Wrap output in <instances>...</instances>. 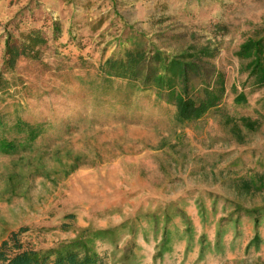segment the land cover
<instances>
[{"label": "rangeland", "instance_id": "1", "mask_svg": "<svg viewBox=\"0 0 264 264\" xmlns=\"http://www.w3.org/2000/svg\"><path fill=\"white\" fill-rule=\"evenodd\" d=\"M31 28L46 48L6 70L7 37ZM263 29L264 0H0V139L19 145L0 153V244L26 229L27 248L78 243L108 264H264V190L244 189L264 174V89L236 56ZM133 44L217 50L203 66L224 78L221 112L179 124L151 91L100 89V65ZM228 117L259 127L239 142ZM20 120L42 128L28 151Z\"/></svg>", "mask_w": 264, "mask_h": 264}, {"label": "trees", "instance_id": "2", "mask_svg": "<svg viewBox=\"0 0 264 264\" xmlns=\"http://www.w3.org/2000/svg\"><path fill=\"white\" fill-rule=\"evenodd\" d=\"M57 34L59 28L56 26ZM48 40L35 28L20 35V41L8 36L5 43L4 65L6 70H14L21 58L38 60ZM120 57L113 56L105 60L99 67L96 81L100 89L111 88L121 94L119 99H129L133 94L143 95L151 91L160 102L171 104L175 108L176 121L179 124L194 123L202 120L210 112H221L222 102L226 94L224 78L218 73L212 80L206 75L203 66L205 60L217 55V50L210 47L192 49L179 56H171L157 50H147L141 44H133ZM243 62V69L248 73L251 86L264 89V29L249 37L236 53ZM3 81L2 75L0 82ZM124 83L125 89L116 87ZM237 101L246 102V95L241 93ZM240 123H239V122ZM228 125L233 124V134L242 142V129L255 132L259 121L251 117L239 119L228 117ZM24 134L23 148L28 151L42 133L40 125H32L25 121H17L14 127ZM19 145L15 140L0 139V153L11 155ZM74 161L69 166L67 175L73 173L79 165ZM244 189L249 193L264 190V174L256 180L246 182ZM258 220L255 219L256 226ZM26 229L13 232L0 244V264H108L107 259L90 251H79L78 243H71L58 250L45 254L27 248L21 240Z\"/></svg>", "mask_w": 264, "mask_h": 264}]
</instances>
